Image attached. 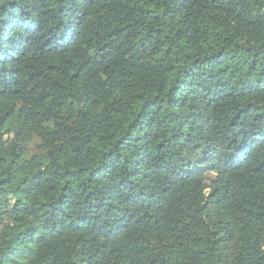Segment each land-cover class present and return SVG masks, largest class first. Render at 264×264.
Listing matches in <instances>:
<instances>
[{
	"label": "trees",
	"instance_id": "16d2710c",
	"mask_svg": "<svg viewBox=\"0 0 264 264\" xmlns=\"http://www.w3.org/2000/svg\"><path fill=\"white\" fill-rule=\"evenodd\" d=\"M0 264H264V0H0Z\"/></svg>",
	"mask_w": 264,
	"mask_h": 264
}]
</instances>
